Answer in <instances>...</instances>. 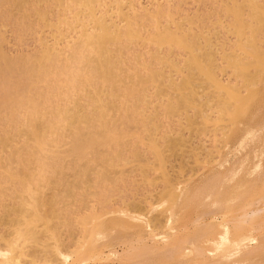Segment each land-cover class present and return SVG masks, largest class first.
<instances>
[{
	"label": "bare ground",
	"instance_id": "6f19581e",
	"mask_svg": "<svg viewBox=\"0 0 264 264\" xmlns=\"http://www.w3.org/2000/svg\"><path fill=\"white\" fill-rule=\"evenodd\" d=\"M166 1L149 10L137 0H0V19L13 18L17 30L50 29L34 54L13 58L0 49V226L8 229L0 232V264L87 262L104 252L99 239L110 244L117 227L120 237L126 229L155 232L163 244H147L135 233L137 245L124 238L117 241L120 252L109 247L107 264L264 262V116L246 119L237 131L264 78V0H212V10L193 16L176 13ZM222 31L233 39H221ZM174 117L179 129L167 123ZM209 132L218 147L191 145ZM187 146L194 163L204 150V162H216L226 148L219 171L200 186L182 183L165 168ZM67 160L70 168H64ZM133 162L123 178L138 171L144 186L163 180L156 194H146L154 199H121L126 208L118 209L111 232L88 214L78 220L81 237L72 235L78 214L65 206V216L55 205L69 197L84 202L77 189L85 183L98 187L91 194L102 196L105 208L106 189L119 182L114 168ZM60 224L74 236L71 246L60 238ZM93 234L97 245L87 242Z\"/></svg>",
	"mask_w": 264,
	"mask_h": 264
},
{
	"label": "rangeland",
	"instance_id": "374dc122",
	"mask_svg": "<svg viewBox=\"0 0 264 264\" xmlns=\"http://www.w3.org/2000/svg\"><path fill=\"white\" fill-rule=\"evenodd\" d=\"M134 1H136V0H134ZM161 1L163 2V3H165L164 2V0H137V2L135 3L136 4V6H139V7H141L140 6V3L142 4V6H145L144 8H147V9H149L150 10V7H151V10H152V8H155V6L156 7H158L157 5H159V3H161ZM166 1V0H165ZM170 1V0H169ZM159 2V3H158ZM166 2H168V1H166ZM180 2V3H179ZM214 2H212V0H204L203 2L202 1H199V0H171L170 2H168V4H170L171 5V7H176V8H173L174 9V11L176 12V10H177V12L178 13H183V14H185V12H186V14H189V16L191 15V16H193V15H195V14H203V12H206L208 9H210V10H212V7L215 5V4H213ZM137 4H139V5H137ZM157 4V5H156ZM168 4H167V6H168ZM151 5V6H150ZM162 5V4H161ZM165 4H163L162 6H164ZM150 6V7H149ZM166 6V5H165ZM164 6V7H165ZM167 6H166V8H167ZM179 6H180V9H179ZM139 7H135L136 8V10H139V9H142V8H139ZM177 7H178V9H177ZM211 7V8H210ZM169 9H170V7H169ZM173 9H171L172 10V14H173ZM170 10V11H171ZM180 12H179V11ZM176 12V13H177ZM201 12V13H200ZM176 13H174V15L176 14ZM183 14H181L182 16H183ZM178 15L179 14H177L176 16L178 17ZM176 17V18H177ZM1 18V17H0ZM6 19V20H5ZM12 19V20H11ZM162 20H166L165 18L163 19L162 18ZM6 21V22H5ZM0 22H2V23H0V49H1V51H5L6 53H7V55L9 56V57H16V56H18V57H20V54H23V56L24 55H31V54H34L35 52H36V50L39 48V41H41L40 40V38L41 37H43V39L45 38V39H50V29H48V30H45L46 28H44V29H42V31H41V27L40 26H38V29L37 28H35V26H33V27H31L32 28V31H30L31 30V28H29V29H26V31H25V29H20V30H17L16 29V22L14 21V19L13 18H2V19H0ZM5 24V25H4ZM210 25V24H209ZM40 27V28H39ZM34 28H35V30H34ZM43 28V27H42ZM37 29V30H36ZM29 30V31H28ZM44 30V31H43ZM225 34V32H223L222 31V34H221V39H224V36H226V35H224ZM41 35V36H40ZM222 36H223V38H222ZM226 37H228V38H230V39H233V36H229V35H227ZM39 40V41H38ZM3 49V50H2ZM23 56H21V57H23ZM26 57V56H25ZM24 58V57H23ZM230 72L228 71V73L226 74V75H223V80L224 79H227L226 77H227V75L229 74ZM175 76V78L177 79L179 76H178V74H174ZM261 82L260 81H258L259 83H257L258 85V87L256 88V90H257V94L259 93L260 95H262L261 93H260V91L258 90L259 88H260V90H261V92H263V90H264V83H263V80H264V78H261ZM0 81H2V80H0ZM224 81H226V80H224ZM3 82V81H2ZM2 82H0V86L3 84ZM263 83V84H262ZM260 86V87H259ZM5 89V88H4ZM50 89L51 88H48L47 89V91L49 92L50 91ZM244 91V90H243ZM242 91V93H243V95H244V92ZM241 93V94H242ZM264 93V92H263ZM258 94V96H259V99L256 101V99L255 100H253V101H256L257 102V104L254 102V103H252L253 101H251L249 104H248V109L250 108V107H252V108H250L249 110H250V112H248V109H247V112L246 113H251V114H249L250 115V117L251 116H253V114H254V118L256 117V119H254L253 117H251V118H249V115L248 114H246L245 115V117H244V120L241 118V120H243V122L241 123L240 122V124H242V125H239L236 129H237V131H238V133L240 134L241 133V131H242V129L245 127V122L247 121L246 119H248V121L247 122H253V121H255V120H257L258 118H259V120H261V119H263V116H264V112H262L263 110H264V97L262 98V96H261V98H260V95ZM264 95V94H263ZM51 99V98H50ZM260 99H262V100H260ZM259 101V102H258ZM263 102V103H262ZM259 103H261V104H263L262 106L261 105H259ZM252 104H254V105H252ZM252 105V106H251ZM256 106V107H255ZM263 108V109H262ZM251 109H252V111H251ZM259 109H262V110H259ZM257 112V113H256ZM247 116H248V118H247ZM258 117V118H257ZM262 117V118H261ZM251 119V120H250ZM246 120V121H245ZM4 120H2V121H0V124H2V123H4L3 125H5V122H3ZM166 121V120H165ZM167 123H169V125H170V127L171 128H174V129H176L177 127H178V118H176V117H174V118H171V119H168V122ZM244 123V124H243ZM244 125V126H243ZM237 126V125H236ZM235 126V127H236ZM240 128V129H239ZM177 129H179V128H177ZM175 131H177V130H175ZM184 135L185 136H187L188 135V131L187 130H185L184 132ZM202 135V136H201ZM219 135V134H218ZM194 136V135H193ZM198 136V137H197ZM198 139V140H197ZM214 135H213V133L212 132H209L207 135H205V134H200V135H196V136H194L193 138H192V140H191V145H200V143H202L204 146H208L207 148H210V147H214L215 145H216V147H218L217 146V144H216V142H214ZM16 142H19L18 140L16 141ZM161 142H162V140H161ZM218 143V142H217ZM219 144V143H218ZM254 145H256L255 143L254 144H252V146H254ZM219 146H220V144H219ZM139 147H143V146H139ZM188 147V148H187ZM187 147H185V148H183L185 151L184 152H186V154L184 153L183 154V156H180V155H178L179 153H177L176 155H174V156H170L169 158H168V161H166V166H165V168H166V170H168L167 172H168V174L171 176V177H178L179 179L178 180H180L182 183H185V181L188 183H185V184H187V185H193V186H200L201 184L200 183H202L203 181H207V180H209V179H212V177L215 175V173H217L218 171H219V166H218V164H219V162H221L222 160H224L225 158H226V156H225V153H226V148H222V150L220 151L221 153L222 152H224V153H222V155H221V157H216L217 159H216V162H210V163H208V162H204V159H203V157L205 156V150H204V152H203V154H204V156L201 154V155H198V159H199V163H194V159H192L193 157V155L191 154L190 155V153L188 152L190 149H189V146H187ZM221 147V146H220ZM144 148V147H143ZM53 151H56V147L55 146H53ZM141 149V148H140ZM213 149V148H212ZM211 149V150H212ZM236 149V148H235ZM141 150H143V149H141ZM188 150V151H187ZM223 150H225V151H223ZM237 150H238V148H237ZM145 151V150H144ZM201 151L202 150H200V153H201ZM215 151V150H214ZM213 151V152H214ZM233 152L235 151L236 152V150H232ZM147 152V151H146ZM178 152H181V151H178ZM216 152V151H215ZM214 152V153H215ZM183 153V152H182ZM126 154H128V153H125V155ZM147 154V153H146ZM150 154V153H149ZM167 154V153H166ZM181 154V153H180ZM188 154V155H187ZM224 154V155H223ZM180 156V158L178 157V159H177V157L176 156ZM187 155V156H186ZM189 155H190V159H189ZM146 156H148V154L146 155ZM152 155H150V157H151ZM174 157H175V160H174ZM185 158H187V160L185 159ZM150 159V158H149ZM151 159H152V157H151ZM150 159V160H151ZM171 159V160H170ZM221 159V160H220ZM183 162H186V164L185 163H183ZM202 160V162H200ZM170 161V162H169ZM224 162V161H223ZM222 162V163H223ZM121 163V162H120ZM123 163V162H122ZM121 163V164H122ZM134 163V164H133ZM133 163H131V164H124V165H120L119 164V166H117V167H115L113 170V172L115 173H113L112 172V174H113V176H115V177H119V178H121L120 180L119 179H117L116 178V180H118L119 182H118V184H116L117 183V181H116V190H117V188H119L120 187V189H119V191L122 189V192L124 193V194H119L118 192V190L116 191L115 189L113 190H111L110 189V184H104V187H106V186H108L109 187V189L110 190H108V188L106 189L107 191H110V192H108V193H104L105 194V196H103V197H105V198H107V200L109 199L110 200V197H111V200L109 201L108 200V203H107V205L105 204V203H103V205L105 204V208H104V206H103V208H101L102 206V204H99V202H100V200H102V196H99V199H98V197H96L94 194V196L91 194V193H93L92 191H95L96 189H94V188H98L97 186H94V188L92 187V188H87V186H86V184L85 183H80L79 184V186H78V191L77 192H79V193H82L83 195H84V202H86V203H84L83 202V200H82V203H84V204H82V203H75V201L72 199V197H69V198H67L66 199V201H65V204L66 205H63L62 203H60L61 201H59V203L58 204H56L55 205V208L57 209V210H63L64 211V213H63V215H65V216H67L68 215V213L66 212V210H68L69 208H73L72 210H73V212L75 211H77L76 213L74 212H72L73 214L72 215H75V214H78V215H76V217H77V219H76V217H75V221L77 222H75L74 223V221H73V223L74 224H76L75 226H73V230L75 231V234H72V235H74V236H76L77 238H78V236H79V238L81 237V234H80V232L81 231H83V226L81 225V224H79V222H78V220H80V218H82V217H84V216H87L88 214H90V215H94V214H96V218H97V222L98 221H100V220H102V221H100L101 222V224L105 227V225L107 224V227L106 228H108V229H110V230H108V231H110L111 232V226H114V223H118V219L120 220V217H121V215H120V213L118 212V209H124V208H126L125 206H124V204H123V202H122V204H123V206H122V204H120L121 203V199H125L124 201H126V200H132V199H134V200H143V198L144 197H146V199H148L149 200V202H151V199H154L153 197L151 198V197H149L150 195H149V192L151 193V194H156L158 191H159V189L160 188H162V186H163V180H161V179H158L157 180V183H156V185H153L154 187H150L151 185H148L147 186V184L144 186V184L145 183H142V184H140V181L142 180V178H141V175L139 174V172L138 171H135V172H133L132 174H129V176L127 177V178H123L124 176L123 175H125L126 176V171L128 172H130V167H132L131 165H135L136 163L135 162H133ZM183 165V166H181V165ZM193 164H195V165H193ZM198 166H197V165ZM64 165V168H70L71 166H72V162H70L69 160H67V161H65V164H63ZM185 165V166H184ZM188 165V167H186ZM196 167V168H195ZM183 168V169H182ZM188 168V169H187ZM191 168V171L192 172H190V169ZM193 168V169H192ZM210 168V169H209ZM95 170H98L99 168L98 167H95L94 168ZM128 169V170H127ZM132 169V168H131ZM124 170V171H123ZM202 170V171H201ZM216 170H218V171H216ZM121 171H123L122 173H121ZM51 172L52 171H49V172H47L48 173V175L49 176H51L50 174H51ZM131 173V172H130ZM120 174H122V175H120ZM136 174V175H135ZM139 174V175H138ZM148 174H150V177L151 178H154V177H158V175H159V173H158V171H150V173L148 172ZM196 174V175H195ZM214 174V175H213ZM117 175V176H116ZM120 175V176H119ZM213 175V176H212ZM112 176V175H111ZM122 176V177H121ZM131 176V178H129ZM92 177H94V176H92ZM211 177V178H210ZM113 178V177H112ZM133 178V179H132ZM135 178V179H134ZM141 178V179H140ZM113 179H115V178H113ZM122 179H125V181L124 180H122ZM130 180V181H129ZM124 181V182H123ZM202 181V182H201ZM122 182V183H121ZM135 182H137V184H135ZM142 182V181H141ZM181 183V184H182ZM180 184V185H181ZM103 185V184H102ZM183 185V184H182ZM191 185V186H192ZM131 186H132V188H131ZM138 186V187H137ZM140 186V187H139ZM124 189H123V188ZM129 187V188H128ZM144 187V188H143ZM148 187V188H147ZM137 188H138V190H137ZM140 188V189H139ZM141 188H143L142 190H141ZM145 189V190H144ZM105 190V192H107ZM127 190H129V191H127ZM130 190H132L131 192H130ZM140 190V191H139ZM76 191V190H75ZM127 191V192H126ZM134 191V192H133ZM142 191V192H141ZM132 193V194H130V193ZM140 192H141V194H140ZM145 192V193H144ZM148 192V193H147ZM128 195H127V194ZM137 195V197H138V199H137V197L136 196H134V195ZM146 194H148V195H146ZM108 195V196H107ZM109 195H110V197H109ZM119 195V196H118ZM122 195V196H121ZM125 195H126V197H125ZM141 196V197H140ZM143 196V197H142ZM83 196H81V198H82ZM101 197V198H100ZM104 198V199H105ZM140 198V199H139ZM150 198V199H149ZM117 199H119V200H117ZM81 200V199H80ZM106 200V199H105ZM8 201V200H7ZM152 201H154V200H152ZM9 202V201H8ZM148 203V202H147ZM143 204H144V202H143ZM141 205H142V203H141ZM145 205H147L146 203H145ZM144 205V206H145ZM58 206V207H57ZM65 206H67L68 207V209H65V208H67V207H65ZM122 206V207H121ZM61 207H63V208H61ZM65 207V208H64ZM82 207H84V208H82ZM121 207V208H120ZM151 207H152V209H151ZM151 207H148V208H150L149 209V213L148 214H150V212H153L152 210H153V206H151ZM111 209V210H110ZM115 209L117 210V212H115ZM69 210H71V209H69ZM91 210H93V211H91ZM96 210H97V212H96ZM62 211V212H63ZM89 211H91V213H89ZM113 213H112V212ZM200 211V210H199ZM198 211V212H199ZM1 212H2V214H3V211H2V208L0 207V217L2 216V214H1ZM68 212H71V211H68ZM107 212H109V213H107ZM133 212H134V210L132 211H130V215H134L133 214ZM83 213V214H82ZM99 213H101V214H99ZM105 213V214H104ZM67 214V215H66ZM79 214L81 215L82 214V216H79ZM147 214V215H148ZM151 214H153V213H151ZM71 215V217H73ZM194 214H192V216H190V218H192V217H194L193 216ZM219 215V216H218ZM70 216V215H69ZM102 216V217H101ZM116 216V217H115ZM119 216V217H118ZM150 216V215H149ZM79 217V218H78ZM99 218V219H98ZM215 219H217L218 221H220V220H222L223 219V215H222V213H219V214H216V216H215ZM112 220H117V222H113ZM88 221H90V225H94L95 223H96V219L93 221V220H91V219H88ZM92 221V222H91ZM103 223H105V224H103ZM79 224V225H78ZM112 224V225H111ZM108 225H111L110 226V228H109V226ZM57 226H58V224H57ZM63 226L60 224V226L59 227H57V229L59 230L58 232H62L63 231V233H61L60 235L62 236H60V238H62V240H63V242L65 243V244H67V245H69V246H71L72 245V243L74 244V242H72L73 240H72V238H74V236L72 237V238H70L69 237V233H68V231H67V228H66V230H65V227H63ZM117 227V226H116ZM3 225L2 226H0V232L2 233H4V232H6L8 229L6 228V230H5V228H4V230H3ZM77 228V229H76ZM82 228V230H80ZM3 230V231H2ZM80 230V231H79ZM126 230H128V231H126ZM126 230H124L123 229V231H126L125 232V234H124V232H121V237L120 236H118V235H120V234H118L117 233V235H116V231L117 232H120V230L118 229V227L116 228V229H114V231H115V233L113 232V230H112V233H111V235L113 234V236H110V237H113L112 239H111V243L109 244V242H108V239H106V241H104V238H102L101 240L99 239V241H97V242H95L96 241V234H93V235H91L90 236V238L88 239L89 241H87V242H90V243H96L95 245H97V243L100 245V246H98V249H100L99 247H103L104 248V246L106 247V248H104L105 250H103V248L102 249H100V250H102V251H104V252H102L100 255H98L96 258H94V259H90V260H88L87 262H83V263H79V264H104V263H108V258H107V256L109 255V247L111 248L112 246L114 247V249H116L118 252H120L121 251V248H123V244H121V242L122 241H120V242H117V241H119V240H121V239H123L124 240V238L125 239H131V240H134L135 242H136V240L135 239H137L138 237H137V234H135V233H139L140 235H141V237L143 236V237H145L146 238V241H147V244L149 243V244H155L154 242H156L157 243V245H161V243L163 244V239H162V237L161 236H159L160 234H155V232L154 233H152L151 235H148V232L144 229V230H138V232H136L137 231V229H132V230H134V231H129V230H131V229H126ZM65 231H67V232H65ZM122 231V230H121ZM79 232V233H78ZM131 232H133V233H131ZM147 232V234H145ZM66 233H68V235L66 234ZM77 233V234H76ZM122 233H123V235H122ZM66 234V235H65ZM80 234V235H79ZM115 235H116V240H115ZM126 235V236H125ZM157 235V236H156ZM68 236V237H67ZM71 236V235H70ZM92 236H94V237H92ZM117 236L119 237V238H117ZM148 236L150 237L149 239H148ZM154 236V237H153ZM136 237V238H135ZM142 237V238H143ZM157 237V238H156ZM161 237V238H160ZM77 238H75L76 240H77ZM94 239V241H93V239ZM68 239L69 240H71V241H68ZM144 239V238H143ZM152 239V240H151ZM61 240V241H62ZM114 240V241H113ZM161 240V241H160ZM93 241V242H92ZM114 242V244H112L113 242ZM72 242V243H71ZM102 242L104 243V245L102 244ZM106 242H107V244L109 245H107L106 244ZM158 242H160V243H158ZM90 243H88V244H90ZM120 243V244H119ZM134 243V242H133ZM102 244V245H101ZM135 245H137V242L136 243H134ZM133 244V245H134ZM107 245V246H106ZM111 245V246H110ZM115 245V246H114ZM117 245V246H116ZM74 247V246H73ZM73 247H69V248H73ZM210 253H205V255L203 256L204 257V261L205 262H210L211 261V259H212V256H211V254L209 255ZM263 256H264V253L262 254ZM103 258V259H102ZM91 260H95V261H91ZM264 261V260H263ZM69 261H64V263H62V264H70V263H68ZM262 262V261H261ZM261 262H259V264H264V262L263 263H261ZM40 264H42V263H40ZM61 264V263H60ZM258 264V263H257Z\"/></svg>",
	"mask_w": 264,
	"mask_h": 264
}]
</instances>
